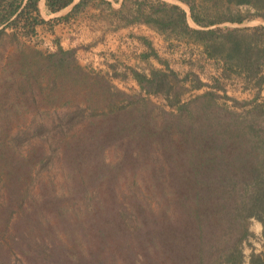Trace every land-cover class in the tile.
<instances>
[{"label": "trees", "instance_id": "1", "mask_svg": "<svg viewBox=\"0 0 264 264\" xmlns=\"http://www.w3.org/2000/svg\"><path fill=\"white\" fill-rule=\"evenodd\" d=\"M180 1L198 28L161 0H136L125 20L193 44L224 77L261 89L264 25L219 24L264 21V0ZM37 2L0 0V264H264V247L242 253L250 218L264 236V100L226 96L241 113L217 106L214 80L183 101L185 82H204L193 70L179 77L143 37L145 57L165 67H127L139 90L118 89L75 49L27 42L47 22Z\"/></svg>", "mask_w": 264, "mask_h": 264}, {"label": "crops", "instance_id": "2", "mask_svg": "<svg viewBox=\"0 0 264 264\" xmlns=\"http://www.w3.org/2000/svg\"><path fill=\"white\" fill-rule=\"evenodd\" d=\"M78 1L72 0L68 6L50 12L46 8V0H38L39 14L47 22L38 25L34 36L27 41L37 47H48L49 50H54L56 43L64 49L73 48L79 63L92 65L103 71L113 68L115 72L125 74L129 78L128 82L136 87V81L125 67L138 69L135 65H138L140 59L127 52L138 49L140 58L150 57H145L148 46L140 38L143 37L153 46L152 36L161 38L162 34L153 26L125 20L136 15V0H92L77 13H70ZM161 1L177 4L185 9L179 0ZM122 65L125 67L118 71L116 68ZM117 82L123 84L124 80L121 78Z\"/></svg>", "mask_w": 264, "mask_h": 264}, {"label": "rangeland", "instance_id": "3", "mask_svg": "<svg viewBox=\"0 0 264 264\" xmlns=\"http://www.w3.org/2000/svg\"><path fill=\"white\" fill-rule=\"evenodd\" d=\"M181 4L183 5V7H185V10L187 11L189 24L194 28H198V26L194 22H192V20L189 17L190 11H189L188 6L182 2ZM232 9L235 11L244 12L246 9V6L232 5ZM259 24L264 25V21L258 18H254L248 21H244L242 23L223 22V23H220L219 26L228 25L232 27H236V26L244 27V26H255ZM28 43L31 45L34 44V43H31L30 41ZM152 43H153V46L151 45L152 49L153 47L155 48L154 51L158 54L160 59H162L164 62L167 61L169 68L177 72L179 74V77H182L186 72L193 70L195 73L199 75L200 80L204 82V85L200 86L199 88L192 87V83L190 81L185 82L184 89L186 90H184L181 96L183 101H187L197 95L202 94L206 90H208L209 86H207V84L211 85L212 87V85L214 84V80H218L221 86L219 88L214 87L218 95L217 100H216L217 106H221L224 108L229 107L233 111L241 113L242 107L240 106V104L238 105L234 104L232 99L226 98V96L234 98L235 100L239 102H242L243 100H250L254 96L257 97V101L264 100V86L258 90L256 88H253L252 86L245 87L244 83L239 77H236V76H232L230 78L224 77L223 75H221L222 73L221 62H216L213 59L204 60L200 58L198 54V50L193 44L186 45L184 42L177 40L174 35H170L168 37L164 34H162L161 38L152 36ZM35 46L37 47L36 44ZM37 48L43 51L49 50L48 47H42V48L37 47ZM137 50L138 49H134L133 52L132 51L127 52L131 54L130 56H133L136 58L138 57L140 59L138 62V65H135L136 68H138L137 70L149 72L151 68H163L164 69L165 67L164 64L158 61L154 56L150 55V57L145 58L146 60L142 59L139 57V52ZM191 50H192V55L190 53ZM111 58L114 59L113 56ZM191 60H194L193 61L194 63L190 66L188 62ZM81 65L88 66L90 68L96 69L97 71H101L102 73L106 74L107 76L110 77L111 83L114 86H116L118 89L125 90V91H138L139 90L138 85L134 87L128 82L129 78L127 76L125 77L113 76L114 73L119 74L118 72H115V69L113 68H111V70L103 71L102 69H98L96 67H93L92 65H86V64H81ZM124 67L125 66L122 65L121 67H118L116 69H118V71H121ZM125 70H126V67H125ZM107 71H109L110 73ZM121 78L124 80L123 84H120L119 82H117V80ZM149 99L155 105L160 107V109H164L168 111L172 110L171 107L167 106L168 100L166 98L158 97L155 95H149ZM248 230L250 234L242 243V253L244 256V260L246 261L248 260L250 253H259L263 250V247H264V236L262 234V225L260 221L257 220L256 218H250L248 220Z\"/></svg>", "mask_w": 264, "mask_h": 264}]
</instances>
